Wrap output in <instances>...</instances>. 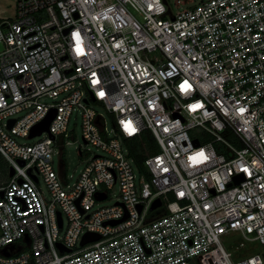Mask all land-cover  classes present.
<instances>
[{"label": "built area", "instance_id": "1", "mask_svg": "<svg viewBox=\"0 0 264 264\" xmlns=\"http://www.w3.org/2000/svg\"><path fill=\"white\" fill-rule=\"evenodd\" d=\"M74 110L102 152L77 176L62 162ZM129 142L145 146L137 172ZM0 155L13 170L0 264H264V0L176 13L166 0H15L0 21ZM116 183L117 201L95 208ZM85 233L99 239L80 246ZM230 233L260 251L232 260Z\"/></svg>", "mask_w": 264, "mask_h": 264}, {"label": "rangeland", "instance_id": "2", "mask_svg": "<svg viewBox=\"0 0 264 264\" xmlns=\"http://www.w3.org/2000/svg\"><path fill=\"white\" fill-rule=\"evenodd\" d=\"M166 0L167 6L170 7L173 13H176L177 10L185 8L196 4L198 0ZM15 16V0H0V21L12 20ZM93 107L96 112L104 117V122L107 131L112 128L111 117L101 106L93 104ZM41 137L34 138H19L16 137V140L19 143H28L33 144L37 142ZM69 142V143H67ZM64 148H63V159L64 169L66 175L72 173L74 176H77L79 171L84 165L85 160L89 156L88 154H101L102 152L94 147L91 144H86L81 137V125H80V112L79 110H74L70 116L67 135L64 137ZM79 149L82 151V155H79ZM87 151V152H86ZM87 154V155H86ZM134 172H137V165L135 162H131ZM52 167L55 172H58L59 162L57 159V154L54 153L52 156ZM63 180L65 175L62 176ZM8 179V163L0 155V184L1 182H6ZM73 179H70L71 183ZM38 187L42 194L48 198L49 193L46 188V184L43 181L42 177L38 179ZM107 197L103 200L96 201L94 207L100 206H109L114 204L115 201L119 198V185L116 183L111 189L108 190ZM66 229V218L64 217V225L60 234H63ZM221 243L229 251L233 252L232 260H237L242 257V255L248 256L256 251H260L259 245L257 243L248 242L242 238L239 233H230L221 237Z\"/></svg>", "mask_w": 264, "mask_h": 264}, {"label": "water", "instance_id": "3", "mask_svg": "<svg viewBox=\"0 0 264 264\" xmlns=\"http://www.w3.org/2000/svg\"><path fill=\"white\" fill-rule=\"evenodd\" d=\"M54 116V112H52L51 114H49L43 121H41L40 123H38L37 125H35L29 134V137H32L34 135H39L42 131H48V125L49 122L51 121V119ZM13 120H10L9 123H12ZM52 137V135H51ZM20 165H23L24 162L22 160H19ZM29 172V170H28ZM9 176L13 175V170L10 168L9 170ZM33 178L36 181V178L33 176ZM20 181V180H19ZM0 195H2V191H0ZM76 202H78V200H76ZM161 204V201L159 199L155 200L152 205H151V209H154L156 207H158ZM141 209V206H138V210ZM57 217H58V222L59 225L61 224V216L60 213H57ZM118 221H113V223H116ZM99 239V235L95 234V233H85L81 240H80V246H84L87 243L93 242L95 240ZM57 247L60 251H69L68 249H65L61 244H57Z\"/></svg>", "mask_w": 264, "mask_h": 264}, {"label": "trees", "instance_id": "4", "mask_svg": "<svg viewBox=\"0 0 264 264\" xmlns=\"http://www.w3.org/2000/svg\"><path fill=\"white\" fill-rule=\"evenodd\" d=\"M128 147H129V155L132 157L135 164L140 168L142 160H143V156H142L141 152H143V149H144L143 147H145V146L144 145H141V146L137 145L136 146L135 144H132L129 142ZM150 151L156 152L157 148L153 147Z\"/></svg>", "mask_w": 264, "mask_h": 264}]
</instances>
